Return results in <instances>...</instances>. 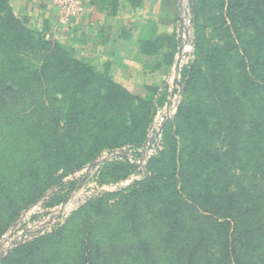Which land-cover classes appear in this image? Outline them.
Masks as SVG:
<instances>
[{
  "label": "rangeland",
  "instance_id": "374dc122",
  "mask_svg": "<svg viewBox=\"0 0 264 264\" xmlns=\"http://www.w3.org/2000/svg\"><path fill=\"white\" fill-rule=\"evenodd\" d=\"M232 1L193 0L188 36L179 26L153 45L147 26L146 80L136 73L131 88L104 66L80 88L60 62L81 41L0 25L12 92L0 100V248L26 233L0 264H179L177 251L200 238L198 264H227L216 245L237 233L225 225L231 193L258 230L254 247L237 245L238 262L264 263V0L245 12ZM22 27L31 42L16 47ZM173 224L194 233L169 248Z\"/></svg>",
  "mask_w": 264,
  "mask_h": 264
},
{
  "label": "crops",
  "instance_id": "0c3cea01",
  "mask_svg": "<svg viewBox=\"0 0 264 264\" xmlns=\"http://www.w3.org/2000/svg\"><path fill=\"white\" fill-rule=\"evenodd\" d=\"M81 2L83 12L64 24L59 0H6L15 18L27 29L33 28L45 34L53 29L54 40L67 43L81 41L82 52L75 50L76 56L70 60L81 62L93 72L104 66L109 79L126 88H131L136 73H142L140 62L147 53L139 48L138 41L140 35L149 30L147 26L152 28V36L148 40L153 45L172 37L179 26L182 28L180 0ZM140 55L144 57L139 59ZM127 56H134L135 63L133 58L126 60ZM142 77L145 81L146 75L142 73Z\"/></svg>",
  "mask_w": 264,
  "mask_h": 264
},
{
  "label": "trees",
  "instance_id": "16d2710c",
  "mask_svg": "<svg viewBox=\"0 0 264 264\" xmlns=\"http://www.w3.org/2000/svg\"><path fill=\"white\" fill-rule=\"evenodd\" d=\"M245 1H248V0H233L232 2L228 4V9L232 11L240 9L242 10L241 12H245V10L247 11V9L249 10L251 8L255 9V5H258L255 3V1L249 0L247 4L248 5L247 9L243 11V8L245 6ZM0 15L2 16L0 19V25L2 26L3 29H7L9 31H20L19 29L16 28V25L14 24L19 23L21 25V23L15 18L11 9L7 6L6 0H0ZM22 31H24L23 37L21 38L20 43L16 44V47H19V46L27 47L28 45H30V42H31L30 39H28L27 41L23 43L24 39L30 37L29 36L30 34L25 32L28 30L25 27H22ZM16 39L17 37H15V40ZM53 55H57V54H53ZM60 63L64 67L66 65H69L70 67H72V65L74 66L73 69H71V74L72 76H74L76 80L77 79L81 80V83H78L80 85V88L91 86L96 81V75H94L93 70L90 68H87L81 62L76 61V60H70L67 57V58L62 59ZM10 93L12 92L5 86V78L0 73V100L4 101L5 97L9 96ZM211 159H213L214 162L217 163V161L215 160V155H212ZM208 197L210 198L211 195L208 194ZM212 199H214V197ZM236 200L237 198H235V196H233L231 193L228 196V198H226V201H225V204H227V207H228L226 209L227 210L226 217L228 216V218L230 219L229 222L228 221L225 222L226 223L225 225H229V228L232 230L233 228L232 226L235 223L237 225L236 236L234 240H232V237H229V233H230V230H229L228 233L225 234L226 235L225 237L227 238L220 241V243H218L219 245H216V246H219L217 247V249H219L222 252V255L225 256V260L223 262L227 264H234L232 263V261H234V257L237 260L236 262L239 264L240 262L238 261L240 257L238 254L237 245H240L241 247H254L253 243L257 240V237H258L257 235H254L258 230L255 228H250L249 223L247 224V220H249V217L246 219V216L249 214L250 210L247 208L245 209L240 208V210H242L240 211L239 209L235 208L234 202H236ZM216 212L218 213V211ZM184 231H187L186 232L187 233L186 238H187L188 235L191 236V232H193V229L185 230L182 224H173L169 227L167 233L165 234L166 241L170 243L169 248L173 246L174 244L173 242L176 240L177 237L178 239L180 238L179 233H183ZM207 243L208 241H205L202 238L198 239L196 242L193 239L191 240V242L186 243L184 246H182V248H180L177 251L179 264H198V262L200 261L199 260L200 254L202 252H208V247H206ZM212 243H213V240L210 241V245ZM141 245H143L142 242L140 246ZM85 249H86V246H85ZM135 259L139 262L138 263L135 260V264L143 263L138 257H136ZM6 263L7 261L4 262V264ZM260 264H264V263H260Z\"/></svg>",
  "mask_w": 264,
  "mask_h": 264
},
{
  "label": "built area",
  "instance_id": "2783aa9c",
  "mask_svg": "<svg viewBox=\"0 0 264 264\" xmlns=\"http://www.w3.org/2000/svg\"><path fill=\"white\" fill-rule=\"evenodd\" d=\"M180 2H181L182 14H183V17H181V23H183L182 31L184 35L186 34L188 36L189 33L188 30L186 29V26L187 27H189V25L191 26V21L189 17L192 12L193 0H180ZM59 3H60L62 22L64 24L68 23L72 18L78 17L83 12V5L81 0H59ZM29 216H31L30 212L23 214L20 217L17 228H19L21 223H23L26 219H28ZM26 232L28 234L29 230H27ZM25 235L26 233H24V235H22L21 233L19 234L18 236L19 242H17V240L12 241L13 240L11 237L12 235H6L3 241L5 246L2 245V247L0 248V257L7 256L12 249H14L15 247L18 246V244H20V242L22 241Z\"/></svg>",
  "mask_w": 264,
  "mask_h": 264
},
{
  "label": "water",
  "instance_id": "95a60500",
  "mask_svg": "<svg viewBox=\"0 0 264 264\" xmlns=\"http://www.w3.org/2000/svg\"><path fill=\"white\" fill-rule=\"evenodd\" d=\"M182 27H183V23H182ZM183 52L181 51L180 57L182 58ZM181 60V59H180Z\"/></svg>",
  "mask_w": 264,
  "mask_h": 264
}]
</instances>
